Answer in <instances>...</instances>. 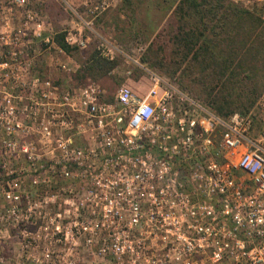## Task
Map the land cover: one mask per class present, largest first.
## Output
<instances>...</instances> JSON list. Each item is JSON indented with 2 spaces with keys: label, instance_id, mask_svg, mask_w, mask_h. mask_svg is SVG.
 Instances as JSON below:
<instances>
[{
  "label": "built area",
  "instance_id": "2783aa9c",
  "mask_svg": "<svg viewBox=\"0 0 264 264\" xmlns=\"http://www.w3.org/2000/svg\"><path fill=\"white\" fill-rule=\"evenodd\" d=\"M248 1L264 21V0ZM28 2L0 7V141L24 162L0 184V264L11 221L21 227L15 264H264V133L249 137L264 90L256 112L221 120L145 69L141 96L120 85L104 101L89 80L53 85L29 71L32 43L53 41ZM82 7L94 20L108 5ZM86 41L78 28L63 36L77 49Z\"/></svg>",
  "mask_w": 264,
  "mask_h": 264
},
{
  "label": "rangeland",
  "instance_id": "374dc122",
  "mask_svg": "<svg viewBox=\"0 0 264 264\" xmlns=\"http://www.w3.org/2000/svg\"><path fill=\"white\" fill-rule=\"evenodd\" d=\"M86 1L29 0L28 8L41 18L46 36L52 38L59 33H63L64 36L67 31L78 28L87 37L86 44L82 49L76 48L68 54L59 50L54 44L43 46L38 41H34L27 54L30 58L29 71L32 75L37 76L40 80H48L53 85L69 88H76L89 80L103 91L102 100L110 101L116 89L120 85H126L124 79L131 76L141 80L139 82L142 87L133 90V93L141 96L149 85L148 77L143 70L145 69L155 74L163 84L185 94L221 120H226L233 114L245 115L248 112L257 111V101L264 90V58L260 54L249 58L247 63L248 78L242 77L240 81L241 88L250 90L249 95L242 99L232 114L223 117L217 115L205 102L206 89L203 85L215 87L212 75L217 72L213 67L206 68L200 61L193 63L192 52L188 53L187 44L180 42L184 31L195 28V24L199 25L198 20H200L201 14L205 17L202 16L204 22H207L208 19H213L210 12H217L219 8L224 9L227 5L240 8L250 13L254 18H260L264 27L257 3L251 1L247 3V0H195V4L202 6L198 7V11H200L196 13L197 11L187 3L180 4L181 0H104L108 5L106 10L96 19L90 20V18H86L88 16H84L82 7V3ZM0 7L7 9L9 7L8 0H0ZM222 9L214 15L215 18H220ZM71 10L81 14L86 21H91V31L84 30L78 24V20L72 16ZM10 12L11 17L8 19L11 24L18 25V12L12 10L9 11V15ZM210 23L213 24L214 21ZM244 26L247 25L244 24ZM198 30H200V26ZM178 31H183L178 36L179 38L176 36ZM205 34L208 33L205 32ZM226 36L230 37V35ZM229 37L225 38L224 35H221L212 40L216 44L217 41L221 43V45L218 44L219 48L224 49L228 46L227 50H230L231 38ZM207 38L210 40L211 37ZM176 42L178 43L175 44ZM200 42L196 46L201 45ZM93 53L98 54L102 59L113 62V68L107 73L96 69L86 72L83 64ZM67 68L71 72H66ZM25 82H29L28 77L25 78ZM1 84L3 82L0 75ZM219 132L218 129L215 134L216 143L219 139ZM263 133L264 120L257 119L251 127L249 137L253 140L258 139ZM23 165L24 162L20 157L15 158L3 154L0 141V184L6 179H14L15 172ZM28 180L29 178L26 177L23 182ZM4 207L5 202L0 195V213L3 212ZM20 228V225L13 221L5 223L2 228V255L8 264L24 262L18 249ZM27 228L31 229V226ZM105 264H111L110 260H107Z\"/></svg>",
  "mask_w": 264,
  "mask_h": 264
},
{
  "label": "trees",
  "instance_id": "16d2710c",
  "mask_svg": "<svg viewBox=\"0 0 264 264\" xmlns=\"http://www.w3.org/2000/svg\"><path fill=\"white\" fill-rule=\"evenodd\" d=\"M182 3H187L197 11L196 13L200 11H198V7H202L195 4V0H181L180 4ZM221 9L219 8L217 12L209 11L212 13L213 19H208L207 22H204L205 17L201 14L200 20H198L199 25L195 24V28L184 32L178 31L176 36H180L183 32L180 42L187 44L188 53L192 52L193 63L200 61L206 68L213 67L217 72L212 75L215 87L203 85L206 89L205 102L217 115L225 117L232 114L242 99L250 93V90L241 88L240 81L242 77H247L249 74L247 63L250 57L260 54L264 58V27L260 18H254L250 13L232 5H227L222 9L220 18H215L214 15ZM212 21H214L213 24L210 23ZM244 24L247 26L245 27ZM199 26L200 30H198ZM180 28L182 27L180 26ZM221 35L231 38L230 50H227L228 46L224 49L219 48L221 43L217 41L216 44L214 41V37ZM209 36L211 38L207 40ZM213 38L214 40H212ZM52 41L59 50L66 54L76 49V47L68 46L63 42V33L55 34ZM198 42L201 45L196 46ZM85 63L83 67L86 72L96 69L107 73L114 66L113 62L100 58L96 53L91 54Z\"/></svg>",
  "mask_w": 264,
  "mask_h": 264
},
{
  "label": "crops",
  "instance_id": "0c3cea01",
  "mask_svg": "<svg viewBox=\"0 0 264 264\" xmlns=\"http://www.w3.org/2000/svg\"><path fill=\"white\" fill-rule=\"evenodd\" d=\"M139 81H141V80L138 79V77L135 78V77H133V76L124 79V83H125L126 86H128L132 91L138 89V87H142V85L140 84ZM144 88H145V86H144Z\"/></svg>",
  "mask_w": 264,
  "mask_h": 264
}]
</instances>
